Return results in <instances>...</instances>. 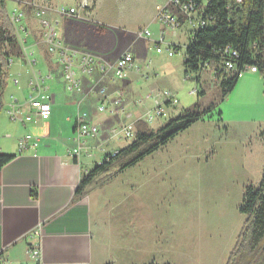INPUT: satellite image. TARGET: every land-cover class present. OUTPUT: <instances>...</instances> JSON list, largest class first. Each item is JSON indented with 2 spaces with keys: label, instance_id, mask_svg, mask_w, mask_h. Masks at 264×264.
Masks as SVG:
<instances>
[{
  "label": "rangeland",
  "instance_id": "1",
  "mask_svg": "<svg viewBox=\"0 0 264 264\" xmlns=\"http://www.w3.org/2000/svg\"><path fill=\"white\" fill-rule=\"evenodd\" d=\"M23 1L33 0H7L9 21L14 13H23L25 9L18 4ZM34 1L41 6L48 5L47 0ZM78 1L59 0L55 4L76 5ZM169 2L93 0L87 22L104 26L115 35L121 33L129 37L119 50L117 43L107 54L94 51V40L67 33L65 20L62 21L60 32L69 48L100 55L110 61L130 52L135 60L123 80L116 78L115 71L108 74L96 71L91 78L78 73L84 93L74 94L65 89L67 80L58 61L46 52L42 37L45 31L34 12L31 11L29 17L24 16L18 26H25L27 35L17 34L15 30L14 34L18 39L27 40L24 48L28 55L33 54L31 59L37 60L38 64L32 69L24 52L21 57L12 55L9 58L13 64L5 71L0 130L4 132L2 135L8 136L11 128L16 126L7 116L6 106L13 105L15 98L21 101L28 97L31 92L29 82L35 74L53 78L48 81L51 89L46 92L52 103L64 95L78 98L70 105L71 114L86 112L90 119L106 126L108 131L122 127L132 130L133 137L124 141H113L106 131L112 141L104 152L95 148L99 136L78 142L75 133V144L71 148L81 146V158L90 154L89 164L93 168L103 162L105 152L111 154L112 148L133 143L135 134L156 133L169 120L195 105L201 111L214 106L210 118L179 134L137 166L108 175L114 180L110 188L113 206L108 212V222L116 250L113 252L116 256L112 258L115 264H227L248 219L239 211L246 188H258L264 173V74L245 73L237 88L223 101L221 81L214 73L190 72L191 80H186L184 62L189 28L184 26L174 34L165 30L158 19L157 9L166 7ZM3 17L0 12V55L7 50L2 33L8 31V25ZM144 30H149L151 37L138 39L137 34ZM169 46L177 47L180 52L169 57ZM158 48L163 50L162 54L157 53ZM16 80L20 82L19 86L15 85ZM195 89L199 95L190 96ZM102 90H105L103 97ZM158 91L169 92L179 101L170 117L152 124L135 123L153 112L154 102L147 97ZM121 93V108L126 110L125 115L99 113L104 101L109 105ZM128 114H132L133 119L128 120ZM7 145L14 147V142ZM103 185L98 182L95 190L100 192Z\"/></svg>",
  "mask_w": 264,
  "mask_h": 264
},
{
  "label": "crops",
  "instance_id": "2",
  "mask_svg": "<svg viewBox=\"0 0 264 264\" xmlns=\"http://www.w3.org/2000/svg\"><path fill=\"white\" fill-rule=\"evenodd\" d=\"M50 100L49 121L16 123L8 136L0 130V156L14 157L0 171V264H115L108 222L114 180L108 175L97 177L75 200L81 178L93 169L90 154L83 158L82 153L79 157L72 154L79 112L71 114L69 109L78 98L64 95L55 103ZM15 101L23 115L30 111L27 97L15 98L13 105ZM13 105L6 106V114ZM90 122L102 131L95 148L104 152L113 139L106 126ZM26 135L40 138L38 148L20 153L18 141ZM13 142L14 147L7 145ZM128 145L112 148V153ZM104 154L105 158L110 153ZM98 182L104 184L100 192L95 190ZM36 249L40 251L37 258L32 253Z\"/></svg>",
  "mask_w": 264,
  "mask_h": 264
},
{
  "label": "trees",
  "instance_id": "3",
  "mask_svg": "<svg viewBox=\"0 0 264 264\" xmlns=\"http://www.w3.org/2000/svg\"><path fill=\"white\" fill-rule=\"evenodd\" d=\"M193 1L203 8L207 17L213 18L214 25L209 29L196 32L194 39L189 41L184 62L187 76L190 72L201 75L206 63H210L212 67L220 64L223 57L219 51L225 47H230L239 54L235 62L239 72L230 73L224 77L216 76V79L221 81V100L223 101L235 90L240 80L239 73L245 67H256L259 72H264V0H243L242 5H237L235 0ZM6 2L7 0H0V12L8 25V31L2 33V41L7 50L0 55V113L3 109L2 96L5 91V71L9 67L8 60L12 55L23 56L6 13ZM64 27L69 34L86 36L94 40L96 47L93 49L101 54L112 51L117 43L119 50L129 41V37L125 34L115 35L106 27L87 21L66 18ZM176 50L180 52L177 47ZM214 110L215 107L211 106L201 111V108L195 105L191 110L169 120L156 133H138L133 143L115 151L117 153L115 157H113L114 152L107 155L101 164L83 175L75 200L83 196L85 189L97 177L123 173L137 166L179 134L205 118H210ZM218 116L222 121V112L219 111ZM13 159V156H0V171ZM74 162H77L76 159ZM33 196L37 197L36 192H33ZM239 211L247 215L248 219L227 264H264V173L258 188L252 186L246 188Z\"/></svg>",
  "mask_w": 264,
  "mask_h": 264
},
{
  "label": "built area",
  "instance_id": "4",
  "mask_svg": "<svg viewBox=\"0 0 264 264\" xmlns=\"http://www.w3.org/2000/svg\"><path fill=\"white\" fill-rule=\"evenodd\" d=\"M59 0H47V6H41L33 1H23L18 2L21 9H25L23 13L18 14L17 12L13 14L10 20L11 24L14 26V30L17 34L23 32L27 35L28 30L25 26H18L22 22V18L32 11L36 19L39 20V25L45 31L43 34V43L46 47V52L49 56L55 58L58 64L62 68V73L64 74L67 84L65 89L69 93H84L83 82L78 78V73L84 77L91 78L96 71L108 74L110 71H115V76L119 80H123L126 77V72L133 68L135 60L130 52H124L119 57L115 58L114 61H110L105 57L96 55L93 53L69 48L60 32L62 27V21L66 18H72L80 21H89L87 18L89 11L92 9L93 0H79L76 5H59L55 4ZM237 5H242L243 0H235ZM158 19L164 25L165 30H171L174 34H177L184 26H187L189 39L188 41L194 39V34L200 30L209 29L214 25L212 17H207L203 8L199 7L193 0H170L164 8H158ZM87 16V17H86ZM56 17V18H55ZM138 39H149L151 33L149 30H144L137 34ZM17 39L22 52L26 54V59L31 68H35L38 64L37 60H32V55L27 54V49L24 46L27 40ZM158 54H162L163 50L161 48L157 49ZM177 53L175 46H169L167 54L169 57H174ZM219 53L223 57V61L215 67H212L210 63L204 64V72H212L215 77L220 75L224 77L230 73L239 72L236 67V60L239 58V54L232 50L230 47H225L221 49ZM9 67L13 64L12 60H8ZM251 72L253 74L259 73L256 67L247 66L243 71H240L239 77L241 78L245 73ZM52 77L43 78L40 74L39 76L35 74V78L31 79L29 82V88L31 89L30 94L27 97V106L30 111L23 115L22 106L16 104L8 111V116L10 120L14 123H20L24 125L36 124L39 122H47L51 118L52 105L50 97L46 94L50 90L48 86V81L52 80ZM186 80H191L189 76ZM20 82L15 81V85L19 86ZM101 96H105V90L101 91ZM190 96H198V90L195 89L190 92ZM149 100L154 102V110L151 113L146 114L143 118L136 120L137 122H144L147 124H152L156 120L169 118L172 110L176 108L179 104L178 99L169 92H153L147 97ZM106 100V97L104 98ZM123 105L122 93L117 99L112 101L109 105L106 101L103 102L102 106L99 107V113H109L110 116H120L125 115L126 110L121 108ZM127 119H133L132 114H128ZM100 128L90 122L89 115L86 112H79L77 116V126H76V136L78 142L86 140L93 137L100 136ZM110 137L115 140L118 139L128 140L133 137V132L129 127L116 128L110 131ZM136 137V134H135ZM110 138V139H111ZM136 139V138H135ZM40 138L34 137L32 135H26L19 139L18 147L20 153L27 152L29 150L36 151L38 148ZM82 153V147L79 146L73 150L72 154L75 157H79ZM117 155L116 152L113 153V157ZM33 256L37 258L40 255L39 249L34 250Z\"/></svg>",
  "mask_w": 264,
  "mask_h": 264
}]
</instances>
